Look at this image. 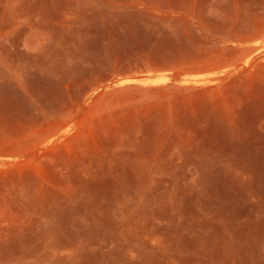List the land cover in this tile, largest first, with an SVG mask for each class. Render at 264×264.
Returning <instances> with one entry per match:
<instances>
[{
    "label": "rangeland",
    "instance_id": "obj_1",
    "mask_svg": "<svg viewBox=\"0 0 264 264\" xmlns=\"http://www.w3.org/2000/svg\"><path fill=\"white\" fill-rule=\"evenodd\" d=\"M0 264H264V0H0Z\"/></svg>",
    "mask_w": 264,
    "mask_h": 264
}]
</instances>
